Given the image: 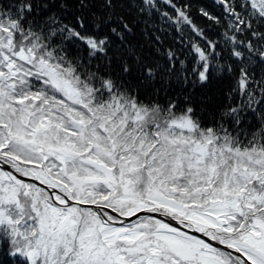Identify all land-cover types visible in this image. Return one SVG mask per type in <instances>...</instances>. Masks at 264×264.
Masks as SVG:
<instances>
[{
	"label": "snow or ice",
	"instance_id": "1",
	"mask_svg": "<svg viewBox=\"0 0 264 264\" xmlns=\"http://www.w3.org/2000/svg\"><path fill=\"white\" fill-rule=\"evenodd\" d=\"M0 264H264V0H0Z\"/></svg>",
	"mask_w": 264,
	"mask_h": 264
}]
</instances>
